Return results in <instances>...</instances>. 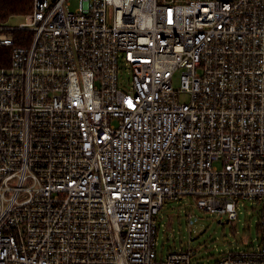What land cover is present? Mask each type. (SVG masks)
I'll list each match as a JSON object with an SVG mask.
<instances>
[{
  "label": "built area",
  "instance_id": "obj_1",
  "mask_svg": "<svg viewBox=\"0 0 264 264\" xmlns=\"http://www.w3.org/2000/svg\"><path fill=\"white\" fill-rule=\"evenodd\" d=\"M73 6L0 24V264H199L158 250L185 197L229 221L258 202V245L215 264H264V0Z\"/></svg>",
  "mask_w": 264,
  "mask_h": 264
},
{
  "label": "rangeland",
  "instance_id": "obj_2",
  "mask_svg": "<svg viewBox=\"0 0 264 264\" xmlns=\"http://www.w3.org/2000/svg\"><path fill=\"white\" fill-rule=\"evenodd\" d=\"M73 1L75 7L76 0ZM23 21L25 15H17L7 23L19 25ZM125 73L123 71L122 75ZM174 82L178 86L179 78ZM237 210L238 219L226 222V215L212 214L198 207L191 197L168 201L160 213V255H167L175 248H192L195 252L194 263L215 264L224 252L257 246L260 238V204L241 199Z\"/></svg>",
  "mask_w": 264,
  "mask_h": 264
},
{
  "label": "trees",
  "instance_id": "obj_3",
  "mask_svg": "<svg viewBox=\"0 0 264 264\" xmlns=\"http://www.w3.org/2000/svg\"><path fill=\"white\" fill-rule=\"evenodd\" d=\"M34 0H0V24H5L11 17L26 15L33 8ZM16 44L27 45L33 39V32L29 30L14 31ZM12 47L0 45V66L11 63Z\"/></svg>",
  "mask_w": 264,
  "mask_h": 264
},
{
  "label": "water",
  "instance_id": "obj_4",
  "mask_svg": "<svg viewBox=\"0 0 264 264\" xmlns=\"http://www.w3.org/2000/svg\"><path fill=\"white\" fill-rule=\"evenodd\" d=\"M220 222H221V220H220ZM226 222H229V220L227 219Z\"/></svg>",
  "mask_w": 264,
  "mask_h": 264
}]
</instances>
